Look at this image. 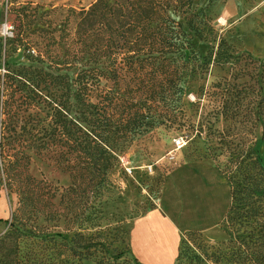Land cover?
I'll use <instances>...</instances> for the list:
<instances>
[{
  "label": "trees",
  "instance_id": "1",
  "mask_svg": "<svg viewBox=\"0 0 264 264\" xmlns=\"http://www.w3.org/2000/svg\"><path fill=\"white\" fill-rule=\"evenodd\" d=\"M38 6L30 7V11L24 10L25 6L17 7L12 41H21L36 29L31 28L30 17L35 16ZM172 6L171 0H94L87 7L71 9L62 20L70 26V32L68 47L55 66L58 74L37 68L15 70L8 65L2 82L9 87L16 83L13 90L20 92L17 102L22 105L21 92L27 91L33 100L44 76L55 80L54 85L61 90L55 108V123L60 129L53 127L50 132L74 151L78 169L74 171L76 164L65 160L72 178L77 172L81 179L77 187L94 188L96 193L97 186L101 190L105 187V177L117 163L116 154L147 128L163 124L194 136L204 134L209 141L205 154L223 153L233 163L229 176L219 169L231 190L225 218L238 191H247L251 199L264 197V189L259 186L264 181V164L256 147L260 128L264 145V59L232 53L221 37L200 56L192 50V35L200 39L207 36L191 20L193 14H187L186 27L173 18ZM36 56L41 57L39 53ZM209 64L218 68L202 94L211 110L198 112L199 104L189 101L186 94ZM68 69L75 70L71 78ZM110 73L116 81L126 79L123 90L121 86L109 90L106 79ZM112 104L116 115L109 112ZM25 111L20 107L14 112L10 138L2 149V165L7 185L17 192L24 206L31 208L16 214L11 230L0 235V264H72L70 255L96 258L98 264H142L135 255L132 262L120 260L117 248L109 249L111 228L104 225L93 230L96 226L89 222L95 217L88 213H67L63 219L65 232L50 231L37 223L38 211L31 205L34 183L27 172L24 147L45 149L46 130L36 115ZM71 111L72 118H68ZM20 120L22 124H18ZM218 121L226 125L219 129L215 125ZM79 217L85 223L74 228ZM39 241L49 243L45 247L52 251L46 254L43 243L36 250ZM178 254L180 257V251Z\"/></svg>",
  "mask_w": 264,
  "mask_h": 264
},
{
  "label": "rangeland",
  "instance_id": "2",
  "mask_svg": "<svg viewBox=\"0 0 264 264\" xmlns=\"http://www.w3.org/2000/svg\"><path fill=\"white\" fill-rule=\"evenodd\" d=\"M92 1L0 0V235L11 230L10 223L16 214L21 215V212L31 208L24 206L17 192L7 185L2 165V149L10 138L9 131L16 119L14 112L21 107L26 109L25 114L36 115L39 125L46 130L42 131L45 132V149L28 145L24 147L27 153V172L34 183V201L31 205L33 210L38 211L37 223L50 231L58 229L65 232L66 221L63 219L67 213L71 215L74 212L79 216L88 213L91 218L95 217L89 222L96 226L93 230L104 225L111 228L109 249L116 247L122 255L120 260L128 259L132 262L134 255L130 252L128 239L130 223L155 206L165 175L174 165L206 159L229 176L233 163L223 153L217 156L206 155L209 141L204 134L194 136L193 133L187 134L186 131L161 124L147 128L130 142L127 149L116 154L117 163L105 177L107 182L102 190L97 186L99 192L96 193L94 188L83 189V185L77 187L81 179L77 172L72 178L66 164L70 160L76 164L74 171L78 169L79 163L74 157V151L69 150L50 132L53 127L60 129L55 123L60 87L54 85L55 80L52 82L50 76H44V80L38 83V96L31 100L25 93L27 91L21 92L22 105H19L17 97L20 92L13 90L16 83L9 87L7 82H2V75L8 65L15 70L37 68L53 75L58 74L55 66L60 63L63 50L68 47L70 32V26L62 20L71 9L87 7ZM171 3L173 18L182 21L186 27L187 14H193L191 20L207 36L200 39L192 35V50L200 56L206 54L211 45H216L214 39L221 37L232 53L251 54L254 58L264 59V0H171ZM36 4L39 6L35 16L30 13L31 28L36 29L21 41H12L16 30L13 22L18 21L17 7L25 6L24 10L30 11V7ZM37 53L41 57H37ZM208 66L202 77L193 81L192 91L186 94L189 101L199 104L198 112L211 110L202 94L204 87L218 73V68L211 64ZM67 72L71 78L75 70L68 69ZM125 82L126 79L116 81L111 73L106 79L110 91L119 86L123 90ZM188 107L193 109L192 105L188 104ZM109 112L117 114L113 104ZM72 115L71 111L67 117L72 118ZM18 124H22V121ZM215 125L220 129L226 124L218 121ZM256 143L257 154L264 164L261 128L257 130ZM69 144L72 145V140ZM71 185L76 188L71 190ZM259 186L264 189V181ZM238 192L230 212L220 224L223 238L207 242L198 232L184 233L178 264H264V197L256 200L251 199L247 191ZM80 218L73 224L74 228L82 227L85 223ZM70 236L71 233H68L67 241ZM38 243L36 250H40L42 243L43 247L50 246L44 241ZM48 247L44 250L46 254L52 251ZM68 257L72 264H98L96 258Z\"/></svg>",
  "mask_w": 264,
  "mask_h": 264
},
{
  "label": "crops",
  "instance_id": "3",
  "mask_svg": "<svg viewBox=\"0 0 264 264\" xmlns=\"http://www.w3.org/2000/svg\"><path fill=\"white\" fill-rule=\"evenodd\" d=\"M155 206L131 221L130 251L142 264H177L182 236L223 238L220 224L231 200L226 176L210 160L174 165L165 175Z\"/></svg>",
  "mask_w": 264,
  "mask_h": 264
}]
</instances>
